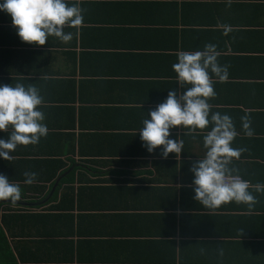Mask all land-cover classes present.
I'll return each instance as SVG.
<instances>
[{"label": "crops", "instance_id": "crops-1", "mask_svg": "<svg viewBox=\"0 0 264 264\" xmlns=\"http://www.w3.org/2000/svg\"><path fill=\"white\" fill-rule=\"evenodd\" d=\"M66 2L84 9L81 26L64 28L73 33L68 43L22 42L0 10V85H35L48 128L11 160L0 157V174L19 183L29 203L1 211L8 264H264V192L251 187L264 185V0ZM206 44L229 65L224 81L210 73V115H229L238 133L232 147L247 148L229 167L250 182L252 207L233 201L208 209L194 199L190 169L205 156L211 124L193 135L171 128L183 149L167 158L163 146L148 152L138 132L170 90H185L172 68L177 53ZM246 114L251 137L242 128ZM67 169L70 177L60 175ZM25 172L37 173L34 183H24ZM67 178L73 183L48 203ZM50 180L59 182L55 189L38 183ZM16 213L27 217H7Z\"/></svg>", "mask_w": 264, "mask_h": 264}, {"label": "clouds", "instance_id": "clouds-1", "mask_svg": "<svg viewBox=\"0 0 264 264\" xmlns=\"http://www.w3.org/2000/svg\"><path fill=\"white\" fill-rule=\"evenodd\" d=\"M0 10L11 16L22 42L39 46L45 45L50 36L64 43L70 42L73 33H66L64 28H78L84 19V9L79 3L69 6L66 0H3ZM218 56L214 44H206L202 51L178 52V62L172 68L177 83L185 90L180 93L170 90L166 100L150 111V118L143 120V127L138 132L148 152L163 146L161 155L167 158L170 153L180 155L183 149V140L169 138L171 128L181 126L189 129L185 135H193L197 129L203 130L211 124V130L203 136L205 156L194 162L190 169L194 173V199L208 209H217L233 201L252 207L257 199L249 191L250 182L233 175L235 169L229 167L247 148L232 147L238 133L229 115L219 112L210 115L212 106L208 101L216 96L210 73L220 81L228 78L229 65L221 66ZM185 85L190 87L185 88ZM43 104L44 98L35 85H0V131L8 133L7 140L0 139V157L11 160V153L18 145L37 144L41 137L47 136L48 128L43 123L45 115L39 110ZM241 122L244 134L254 135L250 116H242ZM24 176V183L32 184L37 173L25 172ZM251 187L256 192H264V185ZM20 200V184L0 174V201L16 204Z\"/></svg>", "mask_w": 264, "mask_h": 264}, {"label": "trees", "instance_id": "trees-1", "mask_svg": "<svg viewBox=\"0 0 264 264\" xmlns=\"http://www.w3.org/2000/svg\"><path fill=\"white\" fill-rule=\"evenodd\" d=\"M61 167H64V166H61ZM70 171V169H67V170H64L61 172L60 175H64V174H67L68 172ZM58 171H54L53 173L56 174ZM73 174V172H70L69 174H67V177H70V175ZM245 178V177H244ZM246 180V179H244ZM73 180H71L70 178H67V179H64V180H61L60 181V184L57 188V190L55 191L54 195L52 196L51 198V201H49L48 203L50 202H54L56 200H58V197H57V194L59 193V190L61 189V186L63 185H70ZM248 181V180H247ZM13 182V181H11ZM15 183V182H13ZM38 183H46L44 184V186H46L48 183L50 184V187H54V185L56 184V181L54 180H50L49 182H46V181H38ZM43 186V185H42ZM43 188V187H42ZM73 190L70 186L68 188V193H67V196H68V200L66 199H63V203L64 202H68L70 203V195H69V192ZM48 196V195H47ZM46 196V197H47ZM33 198H31L32 200ZM26 200V193H24V190L21 191V200L18 201L20 203H16V204H19V205H29V203H27L28 201H24ZM42 201H44V199H42ZM42 201H39V205L41 204ZM43 203V202H42ZM47 203V204H48ZM10 204H12L10 201H0V264H8V261L6 260V258H10V254L12 252V248H11V245L9 244V240H8V237H6V234H5V230L3 229L2 225H3V222L5 223L6 220L1 216V211L2 210H5L6 212L7 211H10ZM46 204V205H47ZM60 204V203H59ZM31 214L28 215V217H31L30 216ZM35 218L37 217L38 214H32ZM7 217H10V218H14L15 220H20L22 219L23 217H27V216H24L23 213H16L15 215H11V216H7Z\"/></svg>", "mask_w": 264, "mask_h": 264}, {"label": "water", "instance_id": "water-1", "mask_svg": "<svg viewBox=\"0 0 264 264\" xmlns=\"http://www.w3.org/2000/svg\"><path fill=\"white\" fill-rule=\"evenodd\" d=\"M58 183H59V182H56L54 189L58 186ZM54 189H53V191H54ZM53 191H52V192H53ZM17 203H20V202H17ZM20 204H21V203H20Z\"/></svg>", "mask_w": 264, "mask_h": 264}, {"label": "built area", "instance_id": "built-area-1", "mask_svg": "<svg viewBox=\"0 0 264 264\" xmlns=\"http://www.w3.org/2000/svg\"><path fill=\"white\" fill-rule=\"evenodd\" d=\"M241 177V176H240ZM242 179H244L243 177H241Z\"/></svg>", "mask_w": 264, "mask_h": 264}]
</instances>
